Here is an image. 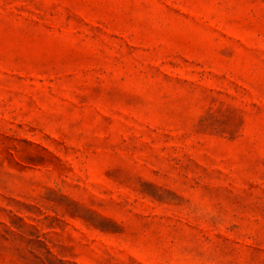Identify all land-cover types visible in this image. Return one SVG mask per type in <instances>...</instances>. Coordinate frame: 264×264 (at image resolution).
<instances>
[{"label": "rangeland", "instance_id": "rangeland-1", "mask_svg": "<svg viewBox=\"0 0 264 264\" xmlns=\"http://www.w3.org/2000/svg\"><path fill=\"white\" fill-rule=\"evenodd\" d=\"M0 264H264V0H0Z\"/></svg>", "mask_w": 264, "mask_h": 264}]
</instances>
